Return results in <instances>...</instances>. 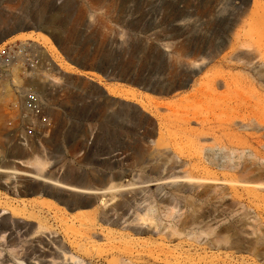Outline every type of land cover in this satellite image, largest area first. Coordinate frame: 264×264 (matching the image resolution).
Here are the masks:
<instances>
[{
	"label": "rangeland",
	"instance_id": "1",
	"mask_svg": "<svg viewBox=\"0 0 264 264\" xmlns=\"http://www.w3.org/2000/svg\"><path fill=\"white\" fill-rule=\"evenodd\" d=\"M68 2L0 0V36L22 28L2 47L54 61L27 147L7 125L25 80L0 67V264H264V0Z\"/></svg>",
	"mask_w": 264,
	"mask_h": 264
},
{
	"label": "built area",
	"instance_id": "2",
	"mask_svg": "<svg viewBox=\"0 0 264 264\" xmlns=\"http://www.w3.org/2000/svg\"><path fill=\"white\" fill-rule=\"evenodd\" d=\"M15 7L39 8L43 6H62L68 0H11ZM52 57L46 47L34 42H19L6 45L0 49V67L8 69L11 65L19 66V73L25 80L18 89V100L8 115L7 125L16 143L27 147L37 137L48 135L53 126L51 115V91L38 92L33 86L37 74L52 72L49 60ZM51 75V74H50ZM44 83V87L48 86Z\"/></svg>",
	"mask_w": 264,
	"mask_h": 264
},
{
	"label": "bare ground",
	"instance_id": "3",
	"mask_svg": "<svg viewBox=\"0 0 264 264\" xmlns=\"http://www.w3.org/2000/svg\"><path fill=\"white\" fill-rule=\"evenodd\" d=\"M70 2H72V1H70ZM69 3V2H68ZM68 3H66L65 5H67ZM64 5V6H65ZM50 19H58V16L57 15H52V17L50 18ZM19 22V21H18ZM18 22H12V24H13V26H14V30H11L12 32L11 33H8V34H6V35H3V36H0V42H2L1 43V45H0V47H2L4 44H6L10 39H12V38H15V37H19V35H16L15 34V32L17 31V32H21L22 31V28L20 27L21 25H19L20 23H18ZM11 23V22H10ZM52 24V23H51ZM11 25V24H10ZM12 27V26H11ZM55 28V27H54ZM14 31V32H13ZM30 33H36V34H41L43 37H47V38H49L50 36H52V34L54 33V29L52 28V26H48L46 29H42V28H39V27H31L30 28ZM8 37H11V38H8ZM52 41V40H51ZM22 42V41H21ZM53 43H54V47L56 48L57 46H56V43L54 42V41H52ZM45 59L46 60H49V63L50 62H54L53 60H50L49 58H48V56H45ZM9 72L11 71L12 73H13V76L14 77H16V72L18 71V69H19V66L18 65H11L9 68ZM38 75V74H37ZM38 77H39V75H38ZM41 78V77H40ZM39 81V80H38ZM38 81H35V84L34 85H36V87H37V85H39L38 87H37V89H42L41 87V85H40V83L42 82L41 80H40V82H38ZM1 88H0V96H3V94H4V89L7 87V83L5 82V83H3L2 82V84H1V86H0ZM237 151H233V152H231V154H228V155H226V159L228 160V162L229 161H232V159H233V156L235 155V153H236ZM249 153V152H248ZM240 154H242V155H247V150H243V151H241V153ZM235 157V156H234ZM27 176H29V177H31V178H33V179H35V180H41V179H44L46 182H48V183H51V182H53L52 181V179L50 178V175L47 173V174H41V173H30V174H26ZM108 183H106V185H107ZM67 188H66V190H70V191H73L74 192V194H75V200H76V202H79V198L77 197V196H84V195H86L87 196V198H89V199H94V198H97L96 197V195L97 194H99L97 191H90V190H87V189H82V188H76V187H69V186H66ZM114 189V187L112 186V185H108V187H105V188H102V193H100V194H102L103 196L104 195H106V194H108V193H110L112 190ZM87 206H90V203L88 202L87 203ZM152 212H153V208H152V210H151ZM147 220H146V222L147 221H149L150 222V224L152 223V225H153V219L152 218H146ZM38 228L39 229H41V228H43V226L41 225V224H39L38 225Z\"/></svg>",
	"mask_w": 264,
	"mask_h": 264
},
{
	"label": "water",
	"instance_id": "4",
	"mask_svg": "<svg viewBox=\"0 0 264 264\" xmlns=\"http://www.w3.org/2000/svg\"><path fill=\"white\" fill-rule=\"evenodd\" d=\"M187 86V85H186ZM186 86H184L183 88H186Z\"/></svg>",
	"mask_w": 264,
	"mask_h": 264
}]
</instances>
